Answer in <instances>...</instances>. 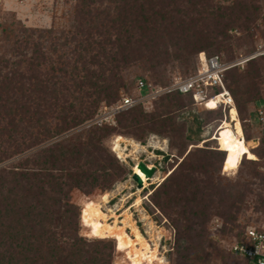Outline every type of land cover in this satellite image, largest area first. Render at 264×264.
<instances>
[{
    "label": "trees",
    "instance_id": "obj_1",
    "mask_svg": "<svg viewBox=\"0 0 264 264\" xmlns=\"http://www.w3.org/2000/svg\"><path fill=\"white\" fill-rule=\"evenodd\" d=\"M63 1L74 3L68 35L64 32L52 39L57 34L54 29H28L19 23L6 25L0 34V166L37 149L0 168V264H114L116 244L88 241L80 235L82 209L73 195L103 194L99 200L107 196L127 174L107 142L117 135L143 141L148 134L176 138L184 151L181 161L150 194L163 214L176 211L174 264H253L238 253L222 250L205 228L212 217H218L228 225L222 229L224 235L236 231L228 245L248 244L250 226L237 223L253 194L249 184L239 190L223 187L210 174L222 173L227 163L236 171L251 152L264 158V136L244 155L210 148L215 141L194 147L199 144L188 141L186 124L177 118L197 105L191 94L174 92L162 97L150 113L132 109L116 115L115 127L95 126L59 138L92 120L103 103L116 104L121 89L135 84L130 81L132 74L149 73L156 84H162L169 60L182 63L184 74L189 75L200 54L231 56L235 46L252 44L257 33L264 37L263 2ZM233 30L244 36L234 39L229 34ZM246 64L243 71L228 70L224 84L249 143L253 140L246 130L249 120L241 115L248 105L264 103L260 88L264 58ZM217 111L213 120L210 114ZM207 112V123L219 125L223 120L222 109ZM122 140L117 137L114 151L120 150ZM168 147L172 149V143ZM252 173L263 189L262 173ZM254 197L264 206L262 194ZM97 199L84 201L83 213L91 226L88 236L104 239L93 207Z\"/></svg>",
    "mask_w": 264,
    "mask_h": 264
},
{
    "label": "rangeland",
    "instance_id": "obj_2",
    "mask_svg": "<svg viewBox=\"0 0 264 264\" xmlns=\"http://www.w3.org/2000/svg\"><path fill=\"white\" fill-rule=\"evenodd\" d=\"M262 2L264 4V0H261V3ZM73 15L74 3L66 2L63 0H0V34L2 33L1 31L6 28V25L9 26L12 23H19L20 26L28 29H54L57 34L52 35L53 39V37H60L59 35L61 33H67L71 29V23L74 18ZM261 29L263 30L262 26ZM229 34L234 39L242 38L244 36L243 32H238L237 30L230 31ZM66 35H68V33ZM254 39V42L250 45L246 43L243 44V46L241 47L235 46L232 50L231 56H228L229 54H227L226 52H221L218 55V57H220V61L224 64H235L257 54H260V56H257L255 59L264 58V55H261L264 54V37L260 33H257ZM234 44L235 43H233V45ZM246 65L247 64H243L241 66H238L237 68H239L240 71H243ZM164 69V84H156L154 80L150 77L149 73L145 74L139 71L138 74H132V76H130V81H134L135 84L133 86H129L128 88L121 89L119 93V101L116 104L107 106L105 103H103L98 111V114L92 120L88 121L80 128L60 137L59 140L64 137L70 136L71 134H74L76 132L88 130L91 127L95 126L102 127L108 125L115 127L116 115H114L113 117L111 112H113L117 107H119L120 97L122 94H127L132 99L139 100L138 106H135L124 112H129L132 109L137 108L143 109L146 113L154 111L155 107L159 105L162 97L170 95L171 93L163 94L156 99H153L154 97H147L146 95L149 94L148 92L141 93L138 90V83L140 82V78L142 82L152 86L155 90H166L175 82L179 80L188 79L194 74H196L199 69V61L196 62L194 66L190 67L189 75L184 74L185 70L182 63L175 62L172 60L166 62V64L164 65ZM260 88L263 100L264 84L261 85ZM262 103V101H256L254 104L248 105V110H246L247 113L244 110L241 115L245 119L249 120L246 130L247 134L250 135L253 139L249 143L255 148L259 145V143L261 142V138L264 136V127H261L256 122L254 112L255 109L259 107V105ZM206 110L207 108L205 107H187L178 115L177 118V122L186 124L185 137H187L188 141H191L193 144H199V146L194 145V147L196 146L197 148L203 147V143H207L214 138L213 136H217L219 127L224 122V120H226L225 111L222 110V114L224 116L223 120L219 123V125L218 121L207 123V111L216 110ZM210 115L211 118H213L214 120L216 117H218L219 111L214 112ZM100 118H105L107 120L104 121V123L101 125H96L95 122ZM227 118L229 119L228 111ZM117 137H121L123 140L120 142L119 145L120 150L114 151ZM150 142L157 144V146L159 147H164L162 145H165V143L166 145H168V143H172L173 147L172 149H169V147L167 146V150L164 151L159 148L157 149L150 147ZM214 143L210 144V148L213 149L217 146L220 149L218 142L215 141ZM48 144H46V146ZM134 144L138 145V148L140 150L133 147ZM107 146L113 153V155L116 157V159L126 168L127 174L124 176L123 180L117 182L113 186L111 191L106 192L110 194L107 200L106 208L112 211L113 214L119 217L120 219L122 217L118 214H124L125 212L128 213L124 215V218H122L121 220L113 221L112 219L109 220V224H104L103 222H101L102 213L94 207L95 215L97 218L96 223L104 239L91 238L88 236L89 229L91 228V226L84 217L83 212L85 208L83 207V203L84 201L89 199L95 200L103 194L91 198L76 192L73 195L74 202L80 205L82 209L80 219V235L88 241H111L116 244L114 264H174L177 259L175 246L177 233L174 224L172 223V219H175L177 217L176 211L171 210L169 211L168 215H165L153 203L150 194L152 193V189L154 190L156 187H158L160 183L154 185L151 182L152 179L148 180L146 178L147 181L151 184V186L137 195V186L132 181L131 176L132 168L134 167V170L137 168L136 162L143 161L150 168H153L155 166L158 170L156 174L165 179V176L169 173V171L172 170V168L175 167L181 161V153L184 152L183 147L180 146V143L176 138H164L162 136L154 134H148L145 140L143 141H137L136 139L130 136H113L107 142ZM192 147L193 146H190V148ZM36 150L37 149L30 151L26 155L32 154ZM151 156L155 158L151 159ZM22 157L11 160L1 165L0 168L14 164L19 161ZM243 159V163L241 162L242 164L236 171H233L231 165L227 163L222 173H218L216 171L214 173L212 172L210 175L223 187L233 186L234 188L239 190L241 188V185L249 184V188L253 194L250 195L248 199L247 208H245L244 213L239 216L237 224L242 227L258 226L264 223V206H260V204L256 202L257 198L254 197V193L262 194V197L264 199V187L263 189L260 188L262 186L259 180L253 176L252 172L253 170H256V172L262 173V175L264 176V158H256L255 155L251 152V154L244 156ZM251 161H254L255 164H252ZM133 194H135L136 196H132ZM111 195L115 199L109 205ZM146 195H148L147 200L145 198ZM138 196H141L142 198L141 206L130 209V207L134 204ZM128 214L131 216V220L129 221V223L124 224L123 222L124 220H127L126 216ZM120 223H122V225ZM135 226L138 228L136 237L135 235L132 236L131 234V229ZM227 226L228 225L225 224L220 218L214 216L206 224L205 228L206 232L208 233V236L214 239L217 242L218 246L226 252L229 251L228 244L229 241L233 238L232 235L236 233L235 231L234 233H232V235H224L222 233V229L223 227ZM112 228H118L124 233L115 232L112 230ZM153 229L155 230V241L152 242L148 240L151 239L149 232H151ZM160 260H162V262Z\"/></svg>",
    "mask_w": 264,
    "mask_h": 264
},
{
    "label": "built area",
    "instance_id": "obj_3",
    "mask_svg": "<svg viewBox=\"0 0 264 264\" xmlns=\"http://www.w3.org/2000/svg\"><path fill=\"white\" fill-rule=\"evenodd\" d=\"M264 55V54H261ZM260 54L251 56L235 64H224L218 57H207L204 53L199 55V69L192 77L184 80H179L171 85L166 90H155L152 86L140 81L138 83V90L141 93L147 91V97H154L156 99L163 94H170L178 92L180 94H191L197 106L205 104L213 99L222 97V101L218 103L220 109L229 112L235 106L234 100L224 84V74L233 68L246 64L247 62L255 59ZM204 57V60L202 59ZM218 90L217 93H213ZM143 99V98H142ZM141 99V101H142ZM120 105L112 113V116L129 110L139 105V100L132 99L127 94H122L120 97ZM200 107V106H199ZM111 116V117H112ZM256 122L264 127V103L261 104L255 113ZM107 119H99L95 122L96 125H101ZM203 145V144H202ZM201 145V146H202ZM146 200L148 195H146ZM248 244H234L229 245V251L238 253L240 256L245 257L252 261L253 264H264V223L258 226H250L246 231Z\"/></svg>",
    "mask_w": 264,
    "mask_h": 264
},
{
    "label": "bare ground",
    "instance_id": "obj_4",
    "mask_svg": "<svg viewBox=\"0 0 264 264\" xmlns=\"http://www.w3.org/2000/svg\"><path fill=\"white\" fill-rule=\"evenodd\" d=\"M202 59L204 60V57H202ZM221 101H222V97H220L218 99L210 100L208 102H205V104H200L199 106L200 107H205V108H207V110H218V109H220L218 103H220ZM199 106H197V107H199ZM228 115H229V119L226 117V120H224V122L219 127L217 136H213L214 138L212 140H210V141H217L218 144H219V147H220V149H218V150L223 151V152H232V153L243 154V155L250 153V151L253 148H255V147L253 145H251L250 143H248L245 140V138H244V135H243V132H242V129H241V125H240V122H239V118H238V115H237V111H236L235 106L232 107V111L231 112H229V110H228ZM207 141H205V142H207ZM162 146H164V147H159V146H157V144H155L153 142H150V147L157 148V149L159 148V149H162L164 151L167 150V146L168 145H166V143H165V145H162ZM133 147H135L136 149H139L138 148V145H136V144H134ZM127 150H130V149H127ZM131 150H133V149H131ZM150 158L151 159H154L155 157L151 156ZM134 172L140 176V178H141V180L143 182V186H144L143 189H146V188H148V187L151 186V184L147 181V179L144 176V174H142L138 170V168H136L134 170ZM163 180L164 179L161 176H159L158 174H156L152 178L151 182L155 185V184L161 183ZM142 191H143L142 189H138L137 195L139 193H141ZM109 196H110V194H108L104 198L100 199L99 201H96L93 204V207H95L96 209H98L102 213L101 222H103L104 224H109V220H112V219H113V221L120 220L119 217L115 216L112 211H110V210H108V208H106L107 200H108ZM141 203H142V198H141V196H138L137 199H136V201H135L134 206L135 207H140L141 206ZM104 209H106V210H104ZM105 211H107V212H105ZM130 217L131 216L128 214L126 216V219L127 220H124L123 223L124 224L128 223L131 220ZM137 231H138V228L137 227H132V232H133V235H135V237H136ZM149 233L151 235V240L155 241V230L153 229ZM159 239H160V237H159ZM160 261L162 262V260H160Z\"/></svg>",
    "mask_w": 264,
    "mask_h": 264
},
{
    "label": "water",
    "instance_id": "obj_5",
    "mask_svg": "<svg viewBox=\"0 0 264 264\" xmlns=\"http://www.w3.org/2000/svg\"><path fill=\"white\" fill-rule=\"evenodd\" d=\"M126 142H129V141H126ZM137 163V168H138V170L142 173V174H144L145 175V177L148 179V180H151L154 176H155V174L157 173V168L154 166L153 168H150L145 162H143V161H137L136 162ZM134 168V167H133ZM132 168V176H131V178H132V181L136 184V186H137V190L138 189H143V182H142V180H141V178H140V176L138 175V174H136L135 172H134V169ZM145 189H143V191H144ZM132 196H136L135 194H133ZM115 198L114 197H112V195H111V198H110V201H109V205L111 204V202L114 200ZM134 204H135V202H134ZM134 204L130 207V209H133V208H135V206H134ZM129 209V210H130ZM105 212H107V211H105ZM128 212H125L124 214H118L119 216H121L122 218H124V215H126ZM121 218V219H122ZM120 219V220H121ZM120 222H122V221H120ZM129 223V222H128ZM121 225H122V223H120ZM136 227V226H135ZM131 232H132V229H131ZM132 234V236H133V232L131 233ZM150 237H151V235H150ZM148 241H153V240H148ZM157 245V244H156Z\"/></svg>",
    "mask_w": 264,
    "mask_h": 264
}]
</instances>
